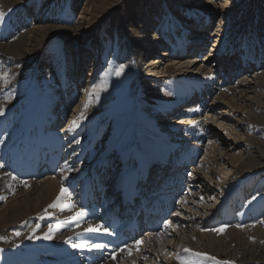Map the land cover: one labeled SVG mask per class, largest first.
<instances>
[{
    "label": "bare ground",
    "instance_id": "1",
    "mask_svg": "<svg viewBox=\"0 0 264 264\" xmlns=\"http://www.w3.org/2000/svg\"><path fill=\"white\" fill-rule=\"evenodd\" d=\"M21 1L0 0V7L4 8V19L0 22V109L4 112L0 115V197H6L0 200V264H85L91 256H95L92 264H181L182 261L186 264H264V14L262 17L255 14L264 8V0H251L252 3L248 0L232 1L231 6L235 10L230 13L225 7L230 0H225L216 10L213 0H192L191 3L190 0H177L182 4L175 2L176 6H184L187 18L194 17L192 14L196 13L199 14L195 16L197 19L205 16L206 20L199 21L200 31L196 26H190V21L184 25L179 21L168 24L165 6L156 7L160 10L157 16L153 13L156 11L155 3L160 0L154 4L143 0L140 6H145V13L143 9L130 12L126 15V23L119 25L116 31L111 24L107 25L102 31V41L94 50H78L76 53L71 45L66 50L42 51L39 48L47 31L58 29L65 32L77 28L71 25L72 10L57 14L58 6L49 7L45 0H29L22 6ZM117 2L99 0L97 7L108 9L115 7ZM77 4L74 0V5ZM221 16L220 23L225 21L224 30L219 25L214 28L219 33L212 36L217 35L218 39L210 46V53L199 59L195 52L200 50L203 55L208 51L209 47L205 53L202 49L206 39L211 37L208 32L213 28L212 19ZM159 18L163 19L161 24ZM42 21L46 23L42 25ZM178 28L182 30L179 33L182 37L189 29L197 34V48L190 45L180 58L172 57L164 50L160 57L146 60L147 65L143 68L141 62L146 55L149 58L155 55L158 43L163 45L165 42L156 34ZM245 28L251 30V34L244 33ZM188 41H181L174 48L178 46L184 50L187 47L181 43ZM250 43L258 45V48L251 50L248 47ZM86 54L93 56L97 71L90 84H86V89L82 87L81 93H77ZM235 55L238 58L243 55L245 59L231 67L237 58ZM33 56L36 59L31 63L35 65L31 68L27 61ZM111 58L131 67V75L135 73V79L141 80L142 85L140 80L138 84L145 89L140 96L134 99L130 88L121 87V83L114 85V74L110 72ZM209 60H214L211 65L221 74L217 83L215 70H206L203 65ZM125 67L124 70L128 69ZM252 67L253 74L249 75ZM119 77L127 80L125 73ZM98 85H104L106 90H100L96 87ZM77 94L81 95L80 101L70 110L68 121L61 122L62 117L55 111L59 109L61 114L69 113L66 110L68 102ZM184 101L189 103L184 109L186 113L182 114ZM175 105H178L174 111L179 119L178 126L185 125L181 130L200 123L202 127L205 125L204 133L211 132L210 139L212 136L219 138L220 131L226 129L228 133L222 132L231 142L227 144L226 137H220V155L217 154L218 147L206 146L207 155L202 159L215 165L213 163H220L224 153V157L226 155L232 160L233 173L225 184H234L235 188H227L220 201L214 198L210 204L208 198L213 197L210 195L211 184L216 181L209 178L212 168L207 170L206 166L200 172L196 168L192 175L193 187L188 195H185V181L176 178V185H183L185 191L168 211L179 214L182 219L176 215L167 224L161 239L155 242L154 238L160 235L155 230L152 240L145 241L140 249L136 241L116 253L73 248V243H81L89 233L85 230L89 225L104 227L107 212L118 208L125 215L128 211V207H122L121 187L131 183L137 172L144 169L143 164L156 161L160 153L151 155L143 150L157 148L163 151L160 154H164L173 148L171 152L177 153L184 148L185 142L173 145L168 137L184 133L179 129L173 134L169 129L168 112ZM156 115H160L157 126L162 130L159 141H167L165 146L152 147L154 143H149V140L154 141V138L142 126L144 118L152 121ZM73 121H78L75 128ZM193 133L197 138L192 139L199 144L198 132ZM202 138L206 139L204 135ZM213 157L216 159L212 160ZM37 159L40 163L58 164L57 172L37 181L25 180L18 167L22 166L25 173ZM187 161L189 159H181L177 155L173 166L182 165L183 168ZM13 176L16 179H12ZM202 176L211 183L206 186L201 183ZM21 181H27V186ZM107 181L108 185L116 184L119 192L111 193L115 189L108 186L103 194L111 195L104 201L99 198V192ZM147 181L155 183L152 175ZM242 182L247 184L241 187L239 183ZM61 186L67 189L61 202L74 204L75 208H48L60 194ZM160 188L159 192L170 193L167 186ZM201 189L203 193H199ZM144 193H148L147 188ZM88 195L97 196L91 200L99 210L98 215L92 217L85 212V216L74 220L75 213L80 211L81 199ZM201 195L209 200H206V206H199ZM50 225L53 226L52 238L44 239ZM222 226L223 232L211 231ZM182 228L187 230L182 232ZM175 232H178L177 238ZM196 253L203 255H194Z\"/></svg>",
    "mask_w": 264,
    "mask_h": 264
},
{
    "label": "rangeland",
    "instance_id": "2",
    "mask_svg": "<svg viewBox=\"0 0 264 264\" xmlns=\"http://www.w3.org/2000/svg\"><path fill=\"white\" fill-rule=\"evenodd\" d=\"M28 1L29 0H22L21 1V6L22 5H25V3H28ZM45 1H47V5L49 7H52L53 8V7L58 6L57 8H59V9H57V11H56L57 14L59 12H60V14H63V12L64 13H67V12H70L72 10V12L70 13V18H71V21H72L71 22V25H76L77 28L76 29H67L65 32L59 31L58 29L51 30V31L50 30L47 31L45 33L44 37L40 40L39 48L41 47L42 51H47L49 49L50 50L51 49H59V48H62L63 50L65 48V50H66V47L69 46V45H71L70 48H73L75 50L74 53L78 52V50L80 52L82 50H88V49L94 50L97 47V44H99L102 41V35H103L102 34V31H103V28H105L107 25H110L111 24L110 26H113L114 31H116V29H118V26L119 25H121L122 23H123L122 25H124L126 23V15L129 14L130 12H133L134 13V12H137V11H141L142 9L144 10V13L146 12L145 6L144 5L143 6H140V3H142L141 1H143V0H118L117 5L115 7L108 8V9H103L102 7H97V1H99V0H75L76 3H78L77 5H74V0H58L57 3H56V0H45ZM70 1L72 2V4L70 3ZM109 1H112V0H109ZM147 1L149 3L151 1L154 4V1L156 2L158 0H146L144 2L146 3ZM176 1L177 0H175V1L174 0H160V2L158 1L159 2L158 4L155 3V7L154 8H156L159 5L162 8L165 6V12H167V13H165V16L167 15L168 18H169V20H167L168 21V24H171V22H173V21H177V22L179 21V23L181 25H184V24H186L187 22L190 21V23H188V24H191L192 23L190 26H192V25L195 26V23L197 21L199 22V21L206 20L205 16H201V19L200 18L197 19V17H195V16L199 15L198 13L192 14L194 17H188L187 18V16L185 15L186 14L185 13L186 11H185L184 6L178 8V5L176 6V4H179L180 5L181 2H176ZM191 1L192 0H190L189 3H191ZM213 1L215 2V10H216V8L221 7L222 4H224V1L225 0H213ZM232 1H234L235 3H237L238 0H230V4L225 6L226 9H227V11H228V13H230L231 11H234L235 10L231 6V2ZM248 1L250 3L253 2L251 0H248ZM175 2H176V4H175ZM70 5H72V6H70ZM136 6H139V7L135 11V7ZM1 7H0V12H3V9L4 8L1 9ZM263 9L262 10L255 11V14H258L259 16L261 15L260 17H262V14H264V10ZM158 11L160 13L159 8H156V11H154L153 13L156 14V16H157L159 14ZM162 13L164 14V12H161V14ZM8 15H10V14H8ZM223 16H221L220 18L219 17H215V18L212 19V22L213 23H211V28L212 27L213 28H212V30H210L208 32L209 33V36H211V37L209 39H206L205 38L206 39V43L204 44L205 47L203 46L204 48L202 49V51L205 53L206 48L209 47L208 48V52H206L201 57H199V59H203V57L205 55H208L210 53L209 52L210 49H211L210 46H212L214 44L213 42L216 39H218L217 35H215L214 37L212 35L219 33V32H215L214 31V28H217V25H219L218 27H223L225 25V21L222 24L220 23V20H221V18ZM240 16H238V17H240ZM247 17L248 16H246V18ZM190 18L192 19V21H191ZM258 19H260V18H258ZM162 20H160V18H159V24L162 23ZM45 23H46L45 21H42L41 24L43 25ZM223 30H224V27H223ZM6 31L7 30L5 29V32ZM169 31L170 32H168V31L167 32L166 31L165 32H161V34H163V36H165L167 38V40L170 41V42L175 41L174 40V37H177V36L181 35L179 33H182L181 32L182 30L180 28L175 29L174 31L173 30H169ZM245 32H247V35H248V33L251 34L250 33L251 30H249L248 28H245L244 33ZM253 42H257V41H253ZM157 47H158V49L155 52L156 53L155 55H152L150 58L148 57V55H146L147 57L144 59V61L141 62V66H143V68L147 65L145 63L146 60H150V59L152 60L155 57H160V54L164 51V49H162L161 47H159V43H158ZM248 47L251 48V50H253L254 48L255 49L258 48V45L254 44L252 46V43H250V44H248ZM222 48H225V47H222ZM261 51L263 52V50H261ZM167 53L169 54L168 51H167ZM211 55H214V53L213 54L211 53ZM83 57H84V62H83V65L81 66V70H82L81 71V78H80L81 79V83L78 85L79 89L77 90V93L78 92L81 93L82 87H84L86 89V84H90V79L92 78V75L94 73H96V71H97L96 64H95V61H94L93 56L91 57L89 54H86ZM216 57H218V56H216ZM237 58H236V60H234L235 62H233V65H231V67L234 66L235 64L238 65L239 60L245 59V58H243V55H241L238 59ZM32 59H36V56L31 57L30 58V61L29 60L27 61L28 64H31L29 66L31 68H32V66L35 65V63L34 64L31 63ZM111 59H113V58H111ZM221 60H222V58L219 59V62H221ZM120 62L121 61L119 59H117V58L113 59L112 62H111L112 64H111L110 72H112L114 74L113 75V79H112L113 82H114V85L115 86H118V84L121 83V87H128V88H130L131 91H132L131 92V97L133 96L134 99H135L137 95L140 96V92H142V89H145V88L144 87H141L140 88V85H142V83H141V80L140 79H135L136 78V74L135 73H134L133 76L131 75V74H133V71H132L131 67H125V68H128V69H125L123 71V73H125L127 75V80H125L123 77H117L115 75V69L118 68L122 64V62L121 63ZM213 62H214V60H209V61H204L203 62V65H205L206 70H215V68L211 65V63H213ZM149 63L150 62H148V64ZM91 64H92V66H91ZM252 69H253V67L250 68L249 75H252L253 74V71H251ZM126 70H128V71H126ZM234 70H236V69H234ZM212 72H214V71H212ZM220 76H221L220 72H216V70H215V81H216V83L219 80ZM139 80H140V82H139ZM138 82L141 83V84L139 85ZM160 82H162V80H160ZM123 83L125 84L124 86H122ZM130 83H132V84H130ZM160 84H162V83H160ZM80 96L81 95L77 94V97H74L73 101H70L69 107H67V110L69 112V113H67V116H66V114H61V110H58L57 109L55 111V113L58 112V114L60 115V117L63 116L62 121L65 119V123H66V121H68V118L71 115L70 114V110H73L74 106L78 104V101H80ZM78 97H79V99H78ZM184 102H183V105H184ZM20 107H22V103H21V106ZM183 107L185 108L186 105L183 106ZM206 110H207V108H206ZM159 116L160 115L154 116L152 121H149L148 118H144V120H143L144 125H142V126H145L148 129L149 136L154 138V141L155 142L153 140H149V143H154L152 147H156L157 145L165 146V143H167V141H164V142L162 140L159 141L160 140L159 136L161 137V135H162V130H160V128L157 126V124L159 123V120H158ZM178 123H179V119L178 118H175V117H173V119L169 121V127H170L169 129H171L172 126H173V128L171 129L173 133H175L176 131H178L182 126H185L182 123H181L182 125L180 124L181 126H178ZM191 126L192 127H190V128L187 126L184 129H182V130L180 129L182 132H184V135H185L184 138H185V140H187V139L189 140V138H191L190 141H191V144L193 145V146L187 148L186 156L188 155V152L190 151V149L193 147L195 150L199 148V153H201V156H200L201 158L199 157V153H197V156L199 157V159L197 160V162L195 164L191 165L189 168H191V169L193 168L194 170L197 168L198 169V170L196 169L197 171H199V170L201 171L204 168L206 169V166H207V168L208 167H211L214 171L212 169H210L211 171L209 172V178H212L211 180L213 182L216 180L214 184H211V191H210L211 193H210V195H213V197L211 196L210 198H208L212 202L209 201L208 199H206L205 197H203V198L200 197L199 198L200 199L199 200L200 201L199 206H202V204L203 205L207 204L206 200L209 201L210 204H212L215 199H218L220 201L221 194L224 191H226L227 188H232L234 186V184H231L229 186H227V184H225V182H228L229 181L230 174L233 173V171H232L233 170V167H231V165H232L231 164L232 163L231 161L232 160L228 159V157L226 155L224 157V155H223L224 153H222V155H221L222 158L220 160V163L214 162L213 164H215V165H211L210 163H209L210 164L209 165L208 164V160L205 161L204 159H202V158H204V155H205V157L207 155V154H205V151L207 150V147L208 146H209L208 148H210V147H218V151L219 152L217 151V154L220 155V152H221L220 150L221 149L218 146L219 145L218 139L220 137L223 138V139H225L226 134L224 132H222V131H226V129H223L222 131H220V133H222V134L219 136V138L214 135L216 138L215 137H213V138L210 137L212 139H209V141L208 140L205 141L202 138L203 135H204V137H207L208 138V134L207 133H204L205 125H203V127H202V125L200 123H198V124H192ZM187 130H189V131H187ZM194 130L196 132H198V135L200 137L199 138L200 139L199 144H197L198 143L197 141H195L194 139H192V138H195L194 135H196V133H193V132H195ZM190 133H191V136H190ZM174 137H177V136H174ZM177 139H179V136L177 137ZM226 139H227L226 143L229 144L231 141H229L227 137H226ZM180 141H182V140H180ZM180 143H183V141L180 142ZM196 144H197L198 147H195L194 146ZM240 147H241V145L238 146V148H240ZM173 149H170L167 152H171V150H173ZM142 152H146L147 154L155 155L154 153H156V152H160L161 153L163 151L161 149L157 150V148H156L155 150H147V149H145ZM237 152H238V150L235 151L236 154H237ZM189 154L191 155L192 153L189 152ZM202 155H203V157H202ZM200 159H202V160H200ZM215 159L216 158L213 157L212 160H215ZM198 163L202 164V165L199 164V167H201L202 169H200L198 167V165H197ZM110 167L112 169H115L112 166H110ZM193 169L192 170H188L187 173H186V175L187 176L191 175L190 172L193 171ZM207 170H209V168ZM203 172L202 173L206 175V173H205L206 171L204 170ZM217 173L219 175V178H217L218 175L215 177V174H217ZM212 174H214V175H212ZM210 175H212V176H210ZM214 178H216V179H214ZM200 182L203 183L205 186L208 183L209 184L211 183L207 179H204V176H202V179L200 180ZM239 184H241V187H244V185H246L247 183L244 184V182H242V183H239ZM233 188H235V187H233ZM199 193H203L202 189L199 191ZM242 198H244V197L242 196ZM206 209L210 210L211 208L210 207H206ZM186 230L187 229L184 228V229H182V232L183 231L185 232ZM175 237L176 238L178 237V233H176ZM1 247L2 246H0V251L2 250ZM175 248H176V246H175Z\"/></svg>",
    "mask_w": 264,
    "mask_h": 264
},
{
    "label": "snow or ice",
    "instance_id": "3",
    "mask_svg": "<svg viewBox=\"0 0 264 264\" xmlns=\"http://www.w3.org/2000/svg\"><path fill=\"white\" fill-rule=\"evenodd\" d=\"M4 19V13L0 12V22H2ZM124 65H120L118 68L115 69V75L117 77L121 76V74L124 71ZM97 88H99L100 90H106L104 85H98L96 86ZM96 89H93V92H95ZM88 105H85V108H87ZM3 109H0V115H3ZM81 116H83V114H81ZM76 126H78V121H73V128H75ZM77 143H79V141H76ZM6 175H10L7 174ZM12 179H16V177H12ZM21 183L25 184V186H27V181H21ZM67 193V189L64 188L63 186H61L60 188V194L56 197L55 201L48 205V208H60L61 210H63L64 208H75L74 204L71 203H62L61 202V198L64 197ZM6 199V197H0V200ZM48 208H46L44 211L47 214L48 212ZM83 216H85V212L81 209L80 211H77L75 213V216L73 217L74 220H79V218H82ZM37 227H39V225H37ZM88 232H99V231H103L105 233H108V229L104 228L103 225H96L95 227H93L92 225H89L87 229H85ZM35 231V230H34ZM53 231V226H49V230L48 233H46L44 235V239H51V232ZM211 231H217V232H223L224 231V226H222L219 229H211ZM32 237L30 236L29 239H31ZM67 243V241H66ZM140 242L137 241V244H139ZM73 248H80V249H84V248H89V249H97V250H103L105 248V245L103 244H96L93 243L91 245H89L87 242H81V243H73L72 244ZM185 251H190L189 249H185ZM194 255H203L200 253H196ZM214 259V258H213ZM181 264H186V262L182 261Z\"/></svg>",
    "mask_w": 264,
    "mask_h": 264
}]
</instances>
